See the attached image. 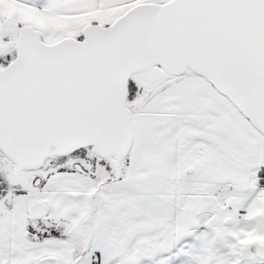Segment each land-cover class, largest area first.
I'll return each instance as SVG.
<instances>
[{"label":"snow or ice","instance_id":"obj_1","mask_svg":"<svg viewBox=\"0 0 264 264\" xmlns=\"http://www.w3.org/2000/svg\"><path fill=\"white\" fill-rule=\"evenodd\" d=\"M0 264H264V0H0Z\"/></svg>","mask_w":264,"mask_h":264}]
</instances>
